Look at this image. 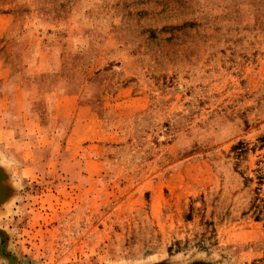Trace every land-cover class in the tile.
Returning <instances> with one entry per match:
<instances>
[{
	"label": "rangeland",
	"instance_id": "obj_1",
	"mask_svg": "<svg viewBox=\"0 0 264 264\" xmlns=\"http://www.w3.org/2000/svg\"><path fill=\"white\" fill-rule=\"evenodd\" d=\"M11 127L0 264H264V0H0Z\"/></svg>",
	"mask_w": 264,
	"mask_h": 264
},
{
	"label": "crops",
	"instance_id": "obj_2",
	"mask_svg": "<svg viewBox=\"0 0 264 264\" xmlns=\"http://www.w3.org/2000/svg\"><path fill=\"white\" fill-rule=\"evenodd\" d=\"M25 128L21 127L20 130H17L13 127L7 129H1L0 131V139L2 141H7L14 143L15 145H23V143H29V136L25 133ZM75 132V131H73ZM26 144V145H27Z\"/></svg>",
	"mask_w": 264,
	"mask_h": 264
}]
</instances>
